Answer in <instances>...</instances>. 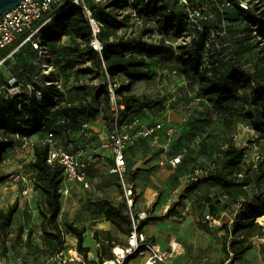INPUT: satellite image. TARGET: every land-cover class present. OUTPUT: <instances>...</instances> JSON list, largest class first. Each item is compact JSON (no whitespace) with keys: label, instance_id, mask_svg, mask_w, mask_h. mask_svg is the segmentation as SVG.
I'll list each match as a JSON object with an SVG mask.
<instances>
[{"label":"trees","instance_id":"trees-1","mask_svg":"<svg viewBox=\"0 0 264 264\" xmlns=\"http://www.w3.org/2000/svg\"><path fill=\"white\" fill-rule=\"evenodd\" d=\"M91 7L95 17L102 24V31L99 35L103 44L101 54L89 44L92 37L84 11L76 5H72L57 15L43 33V36L50 42L51 52L54 54L53 59H55L53 48L57 47L64 39H70L73 45L62 46L67 51L66 53L79 58L84 62V65L89 63L84 67L85 72L103 76L104 80L99 85H93L91 88L86 86L77 88L87 92V96L93 97L96 103L108 104L109 114L104 117L105 121L110 119L107 72L111 80L118 79L122 82V86L118 90V97L119 101L126 104L123 119L127 122L138 119L142 125L155 124L156 120L147 121L141 116V113L131 112L135 105L145 108L151 105L153 100L129 91L131 83L142 80L150 81L157 76L156 69L150 67L145 56H152L166 46L162 39L154 49L144 41V38L149 37L154 28H157L162 34L171 32L170 35L174 38L182 36L183 32L188 30L181 23L182 15L176 14L175 11L169 12L168 7L157 0L142 1L137 10L141 17L145 18L144 24L139 27L137 35L134 33L131 36H121L119 31L131 21L130 14L126 13L118 18L107 12L106 6L91 4ZM147 18L154 19L156 22L154 28L148 26ZM226 19L230 22H237L228 27L225 35L215 34L214 40L218 42L219 47H215L214 41L210 40L211 36L207 28L199 33L190 45H179V51L176 54L180 64L179 69L184 74H194L198 82L196 98L201 100L208 98L217 108L230 101H242L247 106L246 118L250 119L253 129L264 134V62L252 64L253 68L246 67L245 63H240L236 56L227 51L225 42L227 35L234 32L241 35L248 34L256 40L259 39V42H264V20L244 10L228 13ZM244 21L247 24H257V34L247 32L246 28H242ZM207 42L209 45H206ZM36 58V53L33 50L21 49L16 54L15 62L10 66L28 63V68L32 70V76L30 73H24L25 70L13 69L11 72L24 77L27 83H33L35 88L41 92V98L37 97L35 91L29 92L26 88L20 95L7 99L0 98V162L3 161L4 154L9 149L20 143V138L23 136H31L44 131L46 134L51 132L55 136L62 134L64 139H67L72 133L74 134L76 129L78 132L80 131V121L77 119L86 116L83 119L91 121L96 117L85 99L67 101L66 94L60 91L54 83L46 84L45 82L49 78L39 74L33 64ZM52 63L55 64L54 60ZM24 64H21V67ZM34 76L39 78L40 84L33 81ZM2 79L1 77L0 80ZM124 80L128 84L124 85ZM56 98L64 101V104L57 107ZM170 125L164 123V128ZM162 136L169 138L164 132H160L158 140ZM138 139L153 140L138 136L135 141ZM170 140L172 142V139ZM220 147L223 151L215 153L211 159L213 163L209 168H195L190 176L193 183H197L196 187L202 183H209L219 188L214 194L215 198L207 196L205 199L212 219L218 218L219 214L226 215V207L223 202L229 199L236 200L237 210L232 212L234 217L227 215L230 218V225L217 228L223 232L221 245L224 256L221 258V262L224 263L229 259L231 263H235L242 260L245 253L253 249L254 237L264 239V225L257 222V219L264 215V154L259 155L256 160L246 161L245 148L239 147L233 136H227ZM174 150L179 151L177 155H181L180 163L174 166L176 168L178 165H182L187 149L176 147ZM49 151V142L35 144L29 164L34 170L33 190L42 195L36 204L41 216L42 244L33 242L34 229L32 227L26 228L24 223H19L15 228L13 246L24 247L35 254L51 256L63 247L67 235L66 228L77 239L76 251L86 262L101 264L104 260L111 259L113 257L112 248L124 242L122 243L119 238L113 236L110 230L96 229L93 231V239L98 243V260H89L90 247L85 244L87 228L78 226L73 221L60 222L63 208V196L60 192L63 187V167L57 161L52 163L47 161ZM172 151L170 152L171 158L177 156ZM139 173V170L130 173L128 169L130 178L131 176L136 178ZM7 178L8 175L0 174V183L6 181ZM211 199H215V202L213 203ZM179 203L171 207L164 215L145 218L141 221L140 229L143 230V227L151 220L162 221L179 215L177 210ZM98 204L105 206L103 211L105 219L110 221L117 231L128 236L132 228L129 211H123L114 202L106 199ZM18 209V199L6 209L0 207V243L4 244L10 240L11 229H13L12 222ZM197 226L206 233H214L209 220H200L197 222ZM149 238L154 241L152 237ZM135 257L128 258L124 264H129V261Z\"/></svg>","mask_w":264,"mask_h":264},{"label":"rangeland","instance_id":"rangeland-1","mask_svg":"<svg viewBox=\"0 0 264 264\" xmlns=\"http://www.w3.org/2000/svg\"><path fill=\"white\" fill-rule=\"evenodd\" d=\"M146 21L148 26L154 28L155 25L153 19L151 20L147 18ZM238 26H240L239 23ZM139 27L140 25L135 24L131 20L119 31V34L121 36H131L134 33L137 35ZM170 34L171 32L168 34H162L157 28H154L151 31L150 39L147 42L149 46L156 49L158 46L156 41L162 39H164L166 44L161 51L159 49L154 55L145 56L150 67L159 71V76L157 75V78H153L150 81L142 80L131 83L129 92L145 96L148 99L153 100V102L145 108L135 105V109H131V112L137 111L147 120L152 121L158 119L160 122L171 124L174 128L172 136L169 137L172 139L171 144L175 149L176 147L187 149L184 157L185 163L187 164V168H185L187 169V182L185 184H176L177 187H181L182 195L180 196L177 193L174 194L165 205H171L173 207L172 204L179 200V205H184L190 209L193 204H196L201 208L202 206L206 208L207 204L205 199L208 194L211 193L212 197H214L213 192H217L219 189L213 185V189L211 185L206 189H196L197 183H193L190 176L192 171L195 168H209L213 163L211 162V159L214 157L215 153L218 154L223 151L220 146L227 136H233L236 139L237 145L245 148L246 161L256 160L259 155L264 154V134H260L253 129L250 119L246 118L247 106L242 101H230L220 108H217L208 98L202 100L196 98L195 94L198 82L193 73L184 74L180 71V64L177 60L176 54L179 51L181 41ZM225 42L227 45L226 48L228 49L227 51L236 56L240 63H245L246 67L253 68L252 64L256 62H264V42H259V39L256 40L248 34L241 35L234 32L227 35ZM63 45L73 44L68 38L60 42L57 47L53 48V51L55 52V59L53 60L57 66L59 75L63 77V81L66 85V100L72 102L78 101L80 98L85 99L87 104L93 109L94 116H97V113L102 109V117L104 119V117L109 114L108 104H101L100 102L96 103V100L93 97L87 96V92L77 88L78 86H86L88 88L93 87L96 75H91L85 72L84 62L79 58L66 53L67 51L62 47ZM2 54H4L3 51L0 53V56ZM21 64L18 63L14 66L12 65L10 70H25L24 73H30L32 76V70L28 68V63L24 64L23 67H21ZM5 73L8 75L7 72ZM123 84L126 85L128 82L124 80ZM84 117L86 116L77 120L82 121ZM44 133L46 134V132ZM77 134L78 130L76 129L73 136L77 137ZM70 138L71 137H68L67 139L62 140L63 143H72ZM206 145H209V147L205 148ZM21 147L22 144L18 143L9 150L7 154H5V159L0 162V174L8 175L7 180L0 183V207L6 209L16 199L19 200V209L12 222L13 229H11L10 240L4 244L0 243V264H64L58 260L50 259V256L45 254H35L24 247H16L12 244L16 232L15 228L20 222H25L27 225L32 224L34 226L32 240L35 244H42L41 236L43 230L40 224L41 216L39 215V212L36 211V208H32V203L26 205L24 202L26 196H29L30 194L34 195L32 180L34 170L29 165L33 156L32 146L29 143L25 147ZM99 155V152L93 151L90 157L92 156L93 159L99 157ZM165 162L166 161H164L162 165L161 163H157L153 170L155 169L159 172L166 164ZM93 163V161L92 163L90 161V165H93ZM191 163L194 164L191 165ZM112 167V164H103L100 168L94 169L90 176L92 185L89 188V191L82 186H77V191L71 193V202L62 199L63 212H61L62 214L59 219L61 223L67 218L77 223L94 222L91 221L93 219L99 220V218L103 217L102 213L105 206L98 203L104 199L114 202L123 211H128L123 193L118 183V177L116 174L110 172ZM165 178L166 173L160 171L158 184H160ZM131 179H133L132 176L131 178H126V180ZM150 186L153 189H157L158 185ZM24 191H27V193H24ZM158 194L159 198L156 205L160 204L161 201H164L165 199L162 190H160ZM40 198H42V195L39 194L38 199ZM32 199H34L33 196ZM211 201L214 203L215 199H211ZM223 205L226 207L225 214L233 218L234 214L232 212L237 210L236 200L229 199L223 202ZM72 209H74V211L70 213ZM137 209L141 210L138 206ZM190 209H188L185 216L181 214L178 215V217L181 218L180 220L152 222L149 224V229L150 227H153L157 234L160 232L161 235H158L156 240L164 241L166 247L162 249L168 250L170 241L172 240L182 243L181 245L185 247V253L182 251L177 256L171 258L172 260L160 264H201L202 260H199L200 254L197 253L199 248L208 245L211 238L217 240L221 245L223 232L217 228L219 226L225 227L230 225V222H227L222 218L223 214H219L218 218L215 219L216 221L212 219V216L211 219L207 217L208 219L206 218V220L213 221L211 222V226L214 229V233L209 234L198 228L197 222L194 219L197 214L190 212ZM143 210H146L148 217L157 215L154 212L152 213L151 208L146 207ZM163 211H165V207H163ZM69 215L72 218H70ZM200 217L205 218V214H201ZM93 224L89 225L90 230H94L92 228ZM65 230L67 235L61 250L64 252V257L69 258L70 256H73L75 259L76 257L71 250L74 249L76 251L77 239L72 236L66 228ZM109 230L112 232L113 236L119 238L122 243L125 241L127 235L117 231L112 224L110 225ZM182 237H192V242H187L185 244ZM85 241L89 243L90 237L85 239ZM253 241L256 242V248L261 250V257L259 254L253 252L247 258L245 264H262L261 258L264 261V239L254 237ZM211 249V255L213 256L214 248ZM97 250L98 243L92 238L90 252L88 254L89 260H98ZM79 256V260L73 259L74 261L68 262H71L72 264H90L86 262L80 254ZM223 256L224 254L222 253V257ZM225 263L238 264L237 261L231 263L230 260H226ZM206 264L210 263L206 262ZM218 264L223 263L219 261Z\"/></svg>","mask_w":264,"mask_h":264},{"label":"built area","instance_id":"built-area-1","mask_svg":"<svg viewBox=\"0 0 264 264\" xmlns=\"http://www.w3.org/2000/svg\"><path fill=\"white\" fill-rule=\"evenodd\" d=\"M142 1L145 0H21L15 8L4 14L0 20V53L4 52L0 56V78H3L0 80V98L7 99L20 95L25 88L29 92L35 91L37 97L41 98V92L35 88L33 83H27L24 77H20L10 70L11 64L16 60L17 52L25 48L36 53L37 58L34 59L33 64L40 75L49 78L45 83H54L60 91L66 94L63 77L59 75L57 66L52 63L54 54L51 52L50 42L43 36L44 31L62 11L72 5H76L84 11L92 37L89 44L101 54L103 44L99 39V35L102 31V24L95 17L91 4L106 6L105 10L118 18L128 13L135 24L142 26L145 18H142L137 10ZM157 1L166 5L169 12L175 11L176 14L182 15L181 23L188 30L184 31L182 36L178 37V40L185 46L190 45L192 40L207 28L210 32V40L214 41L215 47H219L218 42L214 40L215 34L225 35L228 27L237 22H230L226 19L228 13L231 12L244 10L264 20V0ZM154 25L156 26L155 21ZM257 27V24H247L246 21L243 22L242 26V28L247 29V32L250 31L253 34H257ZM149 39L150 36L145 37L144 41L147 43ZM156 43L158 44L159 41H156ZM206 45H209V42ZM106 79L109 91L110 119L105 121L104 129L107 134V147L113 155V167L110 172L118 177L120 189L131 217L132 228L124 243L117 244L112 248L113 257L104 260L101 264H124L132 256L144 257L142 264H159L170 261L171 258L183 251V246L180 242L172 240L169 249L164 250L155 241L150 240L147 234L140 229L141 221L148 216L146 210L137 209L135 184L132 180H126V178L128 177L127 149L136 137L142 136L157 141L160 132H164L165 135L171 137L174 128L172 125L164 128L163 122L142 125L138 119L131 122L125 121L123 117L126 104L119 101L118 97V90L121 88L122 82L118 79L111 80L107 72ZM103 80L102 75L96 76L94 85L101 84ZM33 81L40 84L37 76H34ZM55 102L57 107L64 104V101L59 98H56ZM90 122L87 119L79 122L80 133L85 140L81 141V144H77L72 150L58 146L55 135L51 132L47 133L46 141L50 143L47 161L49 163L57 161L63 167V187L60 190L62 196L70 193L69 184L72 183L79 184L83 188L90 187L88 148H90V142L93 141L95 136ZM26 145H28V142L24 141L21 148ZM180 161L181 155H177L171 158L169 163L171 166H176ZM24 193H27V191H24ZM61 249L51 255L50 259L58 260L64 264L75 260L73 256L64 257V252Z\"/></svg>","mask_w":264,"mask_h":264},{"label":"crops","instance_id":"crops-1","mask_svg":"<svg viewBox=\"0 0 264 264\" xmlns=\"http://www.w3.org/2000/svg\"><path fill=\"white\" fill-rule=\"evenodd\" d=\"M156 72L158 75L159 71L157 69H156ZM155 78H157V76L154 77V79ZM147 121H151V120H147ZM156 121L160 122L158 119ZM104 125H105V120L102 117V111H100L97 114V116L93 120H91V122H90V126L95 133V136L93 139L94 141L90 142V148H88V153H89L88 158L90 159L91 163H92V161L94 162L93 165L89 164V166H88V178L90 180V187L92 185V181L90 179V176L92 175V171L94 169L100 168L103 164L104 165L112 164V166H113V155H112L111 151L109 150V148L107 147V134H106V130L103 129L105 127ZM77 135H78L77 137H74L73 133L70 135V137H71L70 141H72V143H70V144L63 143L62 140H65V139H64L62 134L55 136V140H56L58 146L64 147L66 149H74L77 144H79V143L81 144V141L83 142L85 140V138L82 137L81 133L78 132ZM46 138H47V134H45L44 131H40V132L33 134L31 136L21 137L20 143L22 144L24 141H27L28 144L29 143L31 144L32 151H33V146L37 143L45 142ZM74 141H76V142H74ZM92 145L94 146V148ZM9 150H11V149H9ZM172 150H174V147L171 144V140L165 136H162L157 141L138 139L132 143V145L130 146V148L127 152V158H128L127 163H128V169H129L130 173L133 171L135 172L136 170L140 171L139 175L136 178L132 179V181L135 184V192L138 196V198L136 196L137 206L141 210H143L146 207L151 208L152 213L154 212L155 214H157L156 216L164 215L172 207L171 205L166 206L165 204L168 200L171 199V197L174 194L177 193L180 196L182 195L181 194V187L180 186L177 187L176 184L177 183L178 184H181V183L185 184L187 182V173H186L187 169H185V168H187V164L185 163V159H183L182 165L180 164L176 168L174 166H171L169 163V159L171 158L170 152ZM8 151L5 154H7ZM93 151L99 152V154H100L99 157L92 159V156L90 157V155ZM172 152L177 155V153L179 151L174 150ZM5 154H4L3 159H5ZM164 161H166L165 162L166 164L160 169V171L162 173L163 172L166 173V178L160 184H158V176H159L160 171L157 172L155 169L153 170V168L155 167V165L157 163H161V165H162V163H164ZM193 164L194 163H191V165H193ZM148 184H150L152 186L158 185L157 189H153ZM209 185H211V187L213 189L212 184H209V183H202L198 187H196V189H198V190L206 189L207 187H209ZM77 186H81V185L76 184V183L69 184L70 193L68 195L63 196V199H66V201L68 200L69 202H71L72 201L71 193H74L77 191L76 190ZM89 188H85V189L89 191ZM160 190H162V192L164 193L165 199H164V201H161L160 204L156 205L157 200L159 198L158 193ZM215 193L216 192H213V195ZM34 195H36V196H34ZM34 195L30 194L29 196H26L24 198V202L26 203V205L32 203V208H36V211H38L36 204H37L39 193L34 191ZM32 196L34 197V199H32ZM208 196H212L211 193H209ZM178 203H179V200L175 201L174 204H172V205L175 206ZM163 207H165V211H163ZM188 209H190V208L186 207L184 205H177V210L179 211V214H181V215L185 216ZM73 211H74V209H72L70 211V213H72ZM161 211H163V212H161ZM62 212H63V208H62ZM190 212L197 214L194 217L196 222H198L200 220L206 221L207 217H209L211 219V216L209 214L208 204L206 205V208L204 206H202V208H201V207L197 206L196 204H193L192 208L190 209ZM201 214H205V218H203V217L201 218L200 217ZM70 215H69V217H70ZM102 216L103 217L99 218V220H96V219L91 220L94 222H80V223L74 222L78 226H85L87 228V231L85 234V239L90 237V242L87 243L85 241V243L89 247H91V240L93 238V231L94 230H96V229L109 230L110 229L111 222L107 221L105 219L104 213H102ZM70 218H72V217H70ZM180 219L181 218L178 217V215H175V216H172L168 219H164L162 221L151 220L147 223V225H145L143 227V231L147 234L148 237H152L154 239V241L161 248H164V247H166V245H164V241L156 240V237L158 235H161L160 232L157 234V232L154 231L153 227H150V229H149L148 228L149 224H151L152 222H170L171 220H180ZM65 220L73 221L69 218H67ZM214 221H216V220L214 219ZM209 222L211 225V222H213V221L209 220ZM20 223H24L26 225V228L32 227L34 229V226L32 224L27 225L25 222H20ZM90 224H93L92 228L94 230L89 229ZM182 238H183V242L185 244L187 242H192V237H182ZM211 248H214L213 256L211 255L212 254ZM183 252L185 253V247L184 246H183ZM253 252H255L259 255L261 252V250L259 248H256V242L255 241H254L253 249H251L250 251L245 253L243 259L240 261H237L238 264H245V262L247 261V258ZM197 253L200 254L199 260H202L201 264H206V262H209L210 264H218L222 258V246L219 244V242L217 240H213V238H211L208 242V245H206L205 247L199 248ZM260 257H261V255H260ZM261 260H262V264H264V261L262 258H261ZM143 261H144V257L139 256V257L131 259L129 261V264H142ZM227 261H229V259ZM225 262L223 264H226Z\"/></svg>","mask_w":264,"mask_h":264},{"label":"water","instance_id":"water-1","mask_svg":"<svg viewBox=\"0 0 264 264\" xmlns=\"http://www.w3.org/2000/svg\"><path fill=\"white\" fill-rule=\"evenodd\" d=\"M21 0H0V20L8 11L15 8ZM222 218L227 222L230 221V218L227 215H223ZM258 222V221H257ZM259 223V222H258ZM263 225L262 223H260Z\"/></svg>","mask_w":264,"mask_h":264},{"label":"bare ground","instance_id":"bare-ground-1","mask_svg":"<svg viewBox=\"0 0 264 264\" xmlns=\"http://www.w3.org/2000/svg\"><path fill=\"white\" fill-rule=\"evenodd\" d=\"M257 221H258L259 223L264 224V215L260 216V217L257 219ZM71 252H72L73 255L76 257L75 259H77V260L80 259L79 254H78L74 249H72Z\"/></svg>","mask_w":264,"mask_h":264}]
</instances>
